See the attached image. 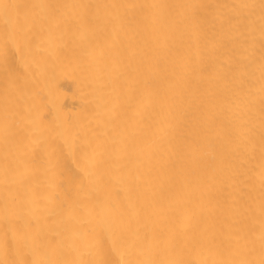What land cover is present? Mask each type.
<instances>
[{
    "label": "bare ground",
    "instance_id": "obj_1",
    "mask_svg": "<svg viewBox=\"0 0 264 264\" xmlns=\"http://www.w3.org/2000/svg\"><path fill=\"white\" fill-rule=\"evenodd\" d=\"M0 264H264V0H0Z\"/></svg>",
    "mask_w": 264,
    "mask_h": 264
}]
</instances>
